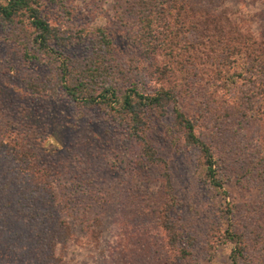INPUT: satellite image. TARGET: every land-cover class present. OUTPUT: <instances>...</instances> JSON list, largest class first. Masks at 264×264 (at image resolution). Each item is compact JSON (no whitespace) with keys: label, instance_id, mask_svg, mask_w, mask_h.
<instances>
[{"label":"trees","instance_id":"16d2710c","mask_svg":"<svg viewBox=\"0 0 264 264\" xmlns=\"http://www.w3.org/2000/svg\"><path fill=\"white\" fill-rule=\"evenodd\" d=\"M112 28L126 34L127 54ZM0 31L21 64L45 69L24 91L61 92L75 119L96 110L114 141L139 151V164L159 166L155 188L132 201L133 234L152 228L165 248L197 264L172 216L179 199L157 153L160 127L175 152L196 151L211 186L230 172L240 189L256 191L241 226L226 204L216 232L229 244L227 264H264V0H0ZM79 46V56L66 52ZM24 113L0 112V264L96 263L114 214L102 191L40 158L42 127ZM84 172L88 185L95 170Z\"/></svg>","mask_w":264,"mask_h":264},{"label":"rangeland","instance_id":"374dc122","mask_svg":"<svg viewBox=\"0 0 264 264\" xmlns=\"http://www.w3.org/2000/svg\"><path fill=\"white\" fill-rule=\"evenodd\" d=\"M112 29L116 46L127 54L126 34ZM84 50L79 46L68 48L66 52L79 56ZM44 73L41 65L21 64L15 52L0 41V112L7 117L10 112L14 114L24 110V115L32 124L42 127L43 141L49 142L35 139L40 158L44 162L51 160L55 169L60 166L66 178L73 177L83 188L91 185L99 189L98 192L102 191L100 195L106 202L104 208L108 215L114 214L100 243L99 250L104 258H98L96 263L94 259L87 264H186L177 254L164 247L152 228L134 234L130 230L132 201L137 194L155 188L159 166L141 159L139 164V151L137 153L120 141H114L116 132L113 125L102 121L96 110L88 109L83 118L75 119L76 109L61 92L42 97L33 96L29 89L24 91L30 78L41 77ZM184 110L190 115L186 106ZM170 120L171 115L167 110L163 123ZM161 131L160 127L154 128V134L160 135L157 153L170 164L174 193L179 199L172 216L182 228L184 245L191 250L190 262L227 264L229 244L216 232L217 228L221 232L224 227L222 210L226 204L237 208L234 224L241 226L245 214L250 210L247 204L253 201L257 193L254 189H240L230 172L222 177L221 187L211 186L197 162L196 151L182 146L175 152L165 143V135ZM43 144L47 151L43 150ZM87 168L95 170L88 185L82 179L89 178L84 172ZM87 252L88 249L78 258L79 262L89 260Z\"/></svg>","mask_w":264,"mask_h":264}]
</instances>
